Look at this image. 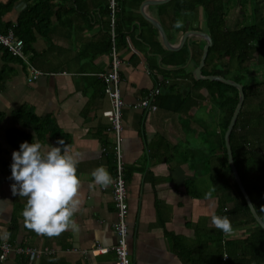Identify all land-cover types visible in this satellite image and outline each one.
Returning a JSON list of instances; mask_svg holds the SVG:
<instances>
[{"label": "crops", "instance_id": "crops-1", "mask_svg": "<svg viewBox=\"0 0 264 264\" xmlns=\"http://www.w3.org/2000/svg\"><path fill=\"white\" fill-rule=\"evenodd\" d=\"M35 1L44 0H0V29L11 28L20 12ZM49 1L51 13L46 23L40 31H33L32 41L23 51L29 65L42 74L27 81L25 64L3 55L0 49V241L38 251L30 261L9 253L0 264H114L110 185L95 184L91 175L93 169L104 165L112 176L113 167L112 136L101 115L109 102L97 75L108 69L110 59L106 4L105 0ZM143 1L116 0L120 37L115 40V51L120 59L118 88L123 102L120 149L129 261L216 264L222 239L242 238L248 226L228 218L232 231L226 234L212 223L213 215L222 216L230 207L223 198L232 195L211 182L220 152L219 113L205 88H196L191 81L204 39L195 34L181 39L187 31L206 32L204 13L200 6L175 13L170 0ZM148 19L162 27L168 47ZM177 22L182 26L177 27ZM183 47L186 54L179 62L180 55L171 52ZM154 87L159 93L172 88L185 101L177 110L170 109L172 102L165 99L160 104L154 99V110L136 105ZM20 106L39 120L51 119L57 136L39 138L32 125L18 124L13 112ZM13 128L29 136L24 142L39 141L48 147L63 139L65 146L78 154L82 203L73 217L77 231L49 237L26 227L21 215L26 198L11 191L15 183L10 179L11 154L23 142ZM251 163L257 168L240 172L261 218L264 202L256 198L253 187L264 185V157ZM95 247L106 250L92 253Z\"/></svg>", "mask_w": 264, "mask_h": 264}, {"label": "trees", "instance_id": "trees-1", "mask_svg": "<svg viewBox=\"0 0 264 264\" xmlns=\"http://www.w3.org/2000/svg\"><path fill=\"white\" fill-rule=\"evenodd\" d=\"M246 2L251 3V6L245 18H252L253 21L246 24L244 20L240 25L227 26L225 13L228 7L237 3L243 6ZM169 4L173 5L175 13L182 10L192 11L196 6H200L203 10L204 26L211 39V44L207 48L200 70L201 74L220 75L241 85L243 100L229 132L228 144L232 162L249 197L251 189L243 183L240 169L253 171L257 167L251 163V160L256 161L259 157L261 159L264 157L261 154V150L264 149V140H260V137L264 135V76L260 74L261 72L253 75L247 74L250 66L258 69L264 67V0H170ZM50 13L51 3L49 0H44L31 3L17 16L11 29L14 35L22 40L23 51L29 47L33 31H40V26L46 23ZM7 28L9 27L0 29V32L6 31ZM118 37H120V32L115 20V40ZM1 48L3 55L9 57V53L0 45ZM185 52L183 47L171 53L180 55L178 61L182 62ZM234 63L237 68L235 72L232 71ZM191 81L194 87L205 88L208 100L219 113L217 126L220 134V152L216 155L218 166L217 171L211 175V182L217 188H224L232 193L223 198V202L231 204L223 211L222 216L236 220L237 224L248 226L244 237L222 239L221 254L216 257V264H264V231L253 220L233 181L222 137L237 101V91L233 86L220 81L192 78ZM183 97L182 94L168 88L165 93H158L154 99L157 104L164 99L170 100L172 105L169 108L177 110L180 103L185 101ZM13 114L17 117L18 124L32 125L39 138L57 136L51 119L44 117L39 120L34 117L31 110L22 106L18 107ZM12 131L17 133L23 142L28 141L27 134L19 132L16 128ZM253 189L256 198L264 202V185L254 186ZM250 201L253 205L254 201L252 199ZM261 220L264 223V217L261 216Z\"/></svg>", "mask_w": 264, "mask_h": 264}, {"label": "clouds", "instance_id": "clouds-1", "mask_svg": "<svg viewBox=\"0 0 264 264\" xmlns=\"http://www.w3.org/2000/svg\"><path fill=\"white\" fill-rule=\"evenodd\" d=\"M176 26H182L181 22ZM56 145L45 147L39 141L22 142L19 150L12 152L10 165V179L15 181L11 185L12 194L26 198L21 212L26 227L49 237L78 230L73 217L82 203L79 196L81 181L77 175L78 154L71 152L63 139L57 140ZM91 175L95 184L101 187L113 183V177L104 165L93 169ZM212 223L226 234L232 231L227 216L213 215ZM7 235L5 232L4 236Z\"/></svg>", "mask_w": 264, "mask_h": 264}, {"label": "built area", "instance_id": "built-area-1", "mask_svg": "<svg viewBox=\"0 0 264 264\" xmlns=\"http://www.w3.org/2000/svg\"><path fill=\"white\" fill-rule=\"evenodd\" d=\"M106 16H107V34L109 37V66L104 72L98 73L99 79L103 84V93L108 99V109L101 112L109 124V131L112 136V177L113 183L110 185L111 200L113 204L115 219L112 223V229L115 235V243L110 247L114 255V264H130L127 248V202L126 193L123 179V163L120 149V131L121 122L120 114L123 105L119 88L118 67L120 59L115 51V20H116V0H105ZM0 45L9 53L10 56L20 59L26 66L27 81H31L42 74L39 70L29 65L23 54V42L15 36L11 28L6 31L0 32ZM164 82H167L165 80ZM159 93V88L154 87L142 99L138 101V105L142 109L154 110V97ZM264 156V149L261 150ZM106 249L102 247H95L91 250L92 253H102ZM47 252V250H44ZM9 253L25 257L28 261L33 259L38 251L27 245H11L7 241H0V260H4ZM223 258L225 255L223 254Z\"/></svg>", "mask_w": 264, "mask_h": 264}, {"label": "water", "instance_id": "water-1", "mask_svg": "<svg viewBox=\"0 0 264 264\" xmlns=\"http://www.w3.org/2000/svg\"><path fill=\"white\" fill-rule=\"evenodd\" d=\"M165 1H167V0H144L143 4H145V3H161V2H165ZM148 21L157 30V33H158L159 38H160L161 42L163 43V45L167 46V42H166V39H165V35H164V32H163V29L159 25V23L156 22V21L150 20V19H148ZM189 34L200 35V37H202L204 39V45H203V47L201 49V54H200V57H199V61H198L197 65L192 70L193 78L196 79V80L201 79V80L220 81V82H222L224 84L233 86L236 89V91H237V101H236L235 107H234V109H233V111L231 113V116H230V118L228 120L226 128H225V130L223 132V141H224V147H225V152H226L227 164L229 166L233 181H234L239 193L241 194V196H242V198H243V200H244V202H245V204H246V206L248 208V211H249L250 215L252 216V218L255 221V223L259 227H261V229L264 231V223L261 220V218L256 214V212H255V210L253 208V205H252V203H251L247 193L245 192V190L243 188V185H242V183H241V181L239 179V176L237 174L235 166H234V164L232 162L231 152H230V148H229V144H228L229 132H230V130H231L233 124H234L236 115H237V113H238V111L240 109V106H241V103H242V100H243V93H242L241 85L239 83L231 80V79L224 78L223 76H220V75H202L200 70H201V67L203 66V63H204V58L206 56L207 48L211 44V39H210V37L208 36V34L206 32L204 33V32H198V31H187V32H184L181 35V39L182 40L185 39L187 37V35H189ZM169 49L170 50H175V49H177V47H169ZM188 51H189V48H188Z\"/></svg>", "mask_w": 264, "mask_h": 264}, {"label": "rangeland", "instance_id": "rangeland-1", "mask_svg": "<svg viewBox=\"0 0 264 264\" xmlns=\"http://www.w3.org/2000/svg\"><path fill=\"white\" fill-rule=\"evenodd\" d=\"M231 4V3H230ZM251 6V3L248 4L247 2L245 4H243V6H240L237 4H231L226 13H225V22L227 24V26L229 27H232L234 25H240L243 23V21L247 24V23H250L252 22V18H245V16L248 15L250 9L249 7ZM232 71L235 72L237 71V68H236V64L234 63L233 66H232ZM258 73V72H261L260 74H262L264 76V67H261V68H253L250 66V69L249 71L247 72V74L249 75H253L254 73ZM229 76V75H227ZM260 78V76H259ZM263 96H264V87H263Z\"/></svg>", "mask_w": 264, "mask_h": 264}]
</instances>
